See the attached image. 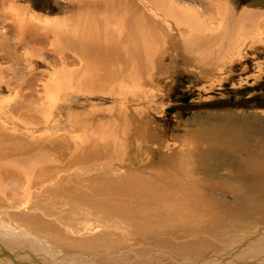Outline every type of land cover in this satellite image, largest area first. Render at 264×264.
Instances as JSON below:
<instances>
[{
    "label": "rangeland",
    "instance_id": "rangeland-1",
    "mask_svg": "<svg viewBox=\"0 0 264 264\" xmlns=\"http://www.w3.org/2000/svg\"><path fill=\"white\" fill-rule=\"evenodd\" d=\"M75 1L103 3L99 10L107 5H112L117 9L127 8V0H0V20H5L0 21V65H7V51L2 52V45L6 43L3 33L6 30L9 31L8 24H14L17 21L15 20L18 11L15 10L16 7L25 8L29 15H33L31 19L41 24V28L47 31L48 28L56 30L63 27H61L62 21L60 20L67 14L64 11L69 7V2ZM219 1L226 9L229 7L236 14L244 10L262 14L258 18L259 22L255 21L253 26L248 25L251 27L248 29L251 33L246 36L247 39L235 36L237 40L232 37L233 42L229 51L221 55L220 59L217 58L206 69L193 66L188 62L190 56L182 51L165 49L159 52L160 64L158 66L149 65L145 70L147 72L144 75L145 78H138L139 88L128 86V90L133 91L129 97L134 96V101L129 100V97H127L128 100L126 99L132 101L127 106L129 118H137L140 122L148 121L151 133L158 139H153L148 143L149 145L146 143V146L153 151H150L145 144L140 145V150H133L137 151L135 155L140 153L144 155V152H149L146 158L137 155L138 159L140 158L138 164L140 166L146 163L155 165V161L147 158L162 157L163 154L171 151H175L173 163H176L177 158L183 154V161L177 164L190 166L191 172L197 178L207 179L216 185L213 188L207 187L204 190L207 194L199 195L204 201L192 199L193 202H205L206 205L213 203L209 207L214 210L213 217L210 218L209 215L203 214L204 210L200 209L198 211L202 213L195 210L198 216L194 213L189 214V210H183L184 206H180V212L177 214H167L178 216L177 221H171L173 220L171 217L164 216L161 221L150 218L153 221L148 219L147 223H144L140 219L138 221L137 217L132 219L133 215L130 218L111 213L112 207H118L117 205L123 203L122 201L107 198L101 199L104 201L94 199L92 203L80 206L72 196H67L66 188L63 190L60 187L58 192H51L50 187L60 183L53 181L58 177L36 184L32 180L33 169L19 164H5L16 168L19 172L15 177L6 176V179L0 180V184L8 185L7 190L0 189V236L2 237H0V264H264V0ZM176 3L183 7L191 6L193 14L191 13V19L184 20L185 24L180 16L176 17L177 20L172 18L173 20L165 22L168 35L186 36L181 33L190 28L192 29L189 31H194L198 35H208L212 34V30H216L219 24L224 29L225 23L226 28L230 26L220 16L214 21L208 19L214 15L212 12H215L212 6H208L212 4V0L192 2L185 0ZM8 4L13 6L9 8ZM196 4L198 6H195ZM95 8L98 6H94L93 11ZM200 11L205 21L198 17L201 14ZM12 28L11 31L15 30L13 32L15 35L17 26L14 25ZM6 33L10 37V31ZM49 38L50 40L44 46L41 59L32 50L27 53L25 49L14 48V44L10 45L11 51L20 58L24 54L23 57L27 61L29 58V62L25 65L27 61L24 62V58L23 61L20 59L21 66H17L20 72H16L19 76L15 77L14 74L7 72L4 78L14 80L16 83L22 81L21 77L26 81L28 74L32 75L33 72H37L32 86L35 89L40 86L39 83L44 81L41 80L42 72L48 70V81L56 82L53 75H56L57 67H60L57 66L60 61L57 58L58 54L55 53L57 40L52 35H49ZM239 39H243L244 42ZM167 41L170 43L176 40L170 37ZM52 44L53 49L50 48ZM165 46L169 45L165 43ZM46 63L54 66L51 67ZM2 77L1 74L0 106L3 105L6 108L7 105H11L12 109L6 111L7 114L9 113L20 122L28 120L33 121L34 125L36 123L40 125V129L36 132L43 129L42 124L46 120L51 125L54 122L59 123L57 129L59 131L56 133L60 135L67 132L76 134L71 122H69L70 127L65 124L64 117L66 118L67 111L71 113V117L76 122L77 120L79 122L82 119L76 116V112L80 110L78 104H82L84 109L95 108L97 110H105L114 106V99L111 95L81 93L69 84L67 87H71L74 91L65 94L62 89L64 86L53 88L47 91L48 93H45L44 89L41 92L39 88L36 95L30 86L24 84H21V87H16L15 84L11 90H7L9 88L2 82V79L5 80ZM40 101L44 106L45 115L32 110L35 102L38 104ZM70 101L73 105H64ZM118 105L114 107L115 118L118 116L116 115L117 109H120ZM135 107L141 110H136ZM132 111H135L133 116ZM139 115H145V117L139 119ZM97 120H103L102 116H99ZM214 124L224 127L220 129L225 135L227 134L226 137L230 138V142L226 141L227 139L218 131V133L215 132L214 137L207 136L205 142L202 140L201 136H204V132L207 133L209 127ZM199 130L203 135H200ZM228 133L232 138L228 136ZM212 142L216 144L215 149L225 146H238V149L231 152L229 159L224 160V157L222 160L218 158L219 154H216V157L213 154L214 150L210 145ZM156 151L160 152L155 153ZM138 166L131 167L130 170L138 169ZM188 168L183 166L184 173L185 170L188 172ZM0 170H2L0 173L4 172L3 167ZM221 181L229 184L226 183V187L223 184V188H218L221 186L219 185ZM232 188L234 193L230 192ZM49 189L50 191L47 192ZM259 197L260 199H257ZM245 202H251L252 205L246 206ZM242 203L245 206H242ZM236 204L238 205L235 206ZM236 208L241 210L243 217L239 215L240 211ZM222 211L227 215L230 213V216L220 214ZM100 212L103 214H99ZM238 216L240 222L237 221ZM178 221L181 225L177 224Z\"/></svg>",
    "mask_w": 264,
    "mask_h": 264
},
{
    "label": "bare ground",
    "instance_id": "bare-ground-1",
    "mask_svg": "<svg viewBox=\"0 0 264 264\" xmlns=\"http://www.w3.org/2000/svg\"><path fill=\"white\" fill-rule=\"evenodd\" d=\"M177 1L182 2L185 0H139V2H137V0H127L126 9H117L112 7V5H107L103 6L102 10H99V7H101L103 3L88 1L69 2V7L66 8V10L64 9V12L67 14L60 20V22L62 21L61 27H63H60L61 29H59L55 26L57 31L54 28H48L47 31L42 29V25L34 22L31 19V16L33 15H29L25 8L22 6V8L16 7L15 10L18 11L16 12L17 14L15 15V20L17 21H15L14 24H8L10 37L12 38L7 36L8 34L6 32H9L8 30L3 33L4 41H6V43L4 42L5 44L1 45L2 52L5 53L7 51V65H0V76L2 74V78H4L5 73L8 72L9 74H14L15 77H18L19 75H16V72H20L17 68V66L21 64L20 59L23 61L24 58V62L27 61L25 57H23L24 54L20 58L18 57L19 55L11 51L10 45L14 44V48L25 49L27 53L32 50L36 56L41 59L45 48L44 46L47 44V41L50 40L49 35L56 37L57 42L55 46V53L58 54L57 58L59 59L60 64L57 63V66L60 67H57V72L55 71L56 75H53V77L55 76L56 78V82L48 81L49 72L48 70L43 71V78L41 77V80L44 81L39 83L40 86L35 87V89H33L32 86L37 72H33L32 75L28 74L29 76L26 81L23 77H21L20 79H22V81L16 83H14V80L8 78H4L5 80H3L1 78L6 87L9 88L7 90H11L15 84L16 87H21V84H24L28 87L30 86L31 90L33 89L36 95L39 88L41 92L44 89L46 93L53 88L56 89L57 87L64 86V88L61 87L64 94L76 90L86 94L99 93L102 95H111L114 99V106L111 107L109 105L110 108L108 109L97 110L95 108L84 109L82 108V104H78L80 110L76 112V116L78 119L80 118L82 120H79V122L77 120L76 122L71 117V113L69 111H67L66 118L64 117L65 124L69 127L72 124L76 134L67 132L60 135L56 133L59 131L57 130L59 127L58 122H54L51 125L49 121L45 120L42 124L43 129L36 132L40 129V125L37 123L34 125L33 121L24 120V122H20L19 120L14 119L9 113L7 114L8 110L12 109V106L7 105L5 108V106L3 107V105H1L0 168L3 167L4 172L0 173V180L6 179V176L15 177L16 173L19 172L16 168L9 167L5 164H19L26 166L29 169H33L34 172L32 171V180H34L36 184L58 177L57 180L53 181L60 183L57 186H53L52 188L50 187L51 192H58L60 187L63 188V190L66 188L68 191L67 196H72L73 200L80 206L92 203V200L94 199L101 200L103 198H107L122 201L123 203L117 205L118 207H112L111 213L117 214V216L122 215L123 217H130L133 215L132 219H136L135 217H137L138 221L140 219L144 223H147V220L150 218L155 221H161L164 216L171 217L173 219L171 221H177L178 216H169L167 214H177V212H180V206H184L183 210H189V214L194 213V215L198 216L197 213L200 212L198 209H200L202 211H206H203V214L205 213L209 215L210 218L213 217L212 213L214 210L209 208L213 203L206 205L205 202H193L192 199L204 201L202 196L199 195L207 194L204 190L207 189V187L213 188L216 185L207 179L197 178L191 172L190 166L177 164V162L183 161V154L177 158L176 163H173V155L175 151H171L168 154H163L162 157L153 156L147 158L155 161V165L146 163L144 166H140V164H138L140 162V158L138 159L137 155H140L141 153L135 155L137 151L133 150H140V145L145 144L146 146L153 139H158H156L153 136L154 134L151 133V127L147 124L148 121L140 122L137 118H129V114H127V106L132 101H127V97H129V94L131 92L133 93V91L128 90V86L139 88V79L143 77L145 78L144 75L147 74L145 70L149 65L158 66L160 64L161 55L159 52L165 51V49H175L178 50L177 52L182 51L190 56L192 62L190 61V58H188L189 63L199 69H206L208 66H211V63H213L217 58L221 57L223 54L225 55V53L229 51L230 46H232L231 43L233 42L231 40L232 37L234 39L235 36H238V38L240 37L244 39L246 36L250 35L249 33L251 32L248 30L249 27L251 25L253 26L255 21L259 22L258 18H260L262 14L247 10L236 14L233 13L229 7L226 9V7L221 4L219 0H212V4L208 6H212L215 12H212L214 15L208 19L210 21H214L220 16L227 21V25L230 24L229 27L226 28L225 23L224 29L223 26L219 24L221 29L219 27L216 28V30L214 29V31L211 29L212 34L208 35H198L194 31H189L192 29L190 28L189 30H185L181 33L186 36L177 37L172 35V37L171 34L168 35V33H166L167 26L164 25L165 22H168L170 19L173 20L172 18H179L180 16V19H183L184 23L186 21L185 19H191L192 13L190 8L191 6H180L176 3ZM188 1L192 2L196 0ZM225 4L227 5V3ZM183 5L185 6V4ZM8 6L10 8L13 5L8 4ZM94 6H98V8H95L93 11ZM195 6L198 5L196 4ZM163 8L165 10H163ZM201 12L202 11H200V13ZM197 13L199 14V12ZM198 17H201L202 20L204 16L201 13ZM208 19H206V21H208ZM0 21L5 20L2 19ZM219 21L222 22V20ZM14 25L17 26L15 35L13 33L15 30L11 31ZM248 25L250 26L248 27ZM175 30L176 29H174V31ZM170 37L176 41L169 43L167 39ZM235 39H237V37H235ZM165 43L169 46H165ZM50 48L53 49V44ZM28 62L29 58L25 65H28ZM46 64L51 67L54 66L50 63ZM62 67H64V69ZM67 84L72 85L74 90H72L71 87H67ZM132 95L133 94H131V96ZM133 97H129V100H133ZM41 103L42 101L38 102V104L35 102L34 106H32V110L36 113L39 111L40 115H43L44 106ZM3 104L6 105L5 102ZM65 104L73 105L71 101L64 103V105ZM117 104H119L118 107H120V109H117L116 115L118 116L115 118L113 112H115L114 107ZM135 108L136 110H141L140 108ZM68 109L71 110L72 108ZM133 113H135V111H132V116L134 115ZM99 116H102L103 120L98 121L97 119ZM142 117H145V115L138 116L139 119H142ZM84 118H86V120ZM134 120H136V122ZM69 122H71V124H69ZM209 128V131L211 132L206 130V133L203 131L204 136H201L204 142L207 136L210 138L211 136L214 137L215 132L217 131L221 132L223 137L227 139L226 141L230 142V138L226 137L227 134L225 135L223 130L220 129L224 127H218L217 124H214ZM200 135H203L201 131ZM228 136L230 137L231 135L229 134ZM194 140H196V137H194ZM210 145L211 149L214 150L213 154L215 157L216 154H219L220 157L218 158L222 160L224 157V160L229 159L230 157L228 158V156H230L231 152L238 149V146H225L215 149L216 144L213 142ZM153 146L155 145L153 144ZM146 147L148 148V146ZM172 148L174 147L172 146ZM148 149L153 151L151 148ZM158 152L160 151H156L155 153ZM148 154L149 152L146 151L144 152V155L140 156L146 158L148 157ZM136 165H139L138 169L134 168L133 170H130L131 167ZM183 166L189 167L188 172L185 170L184 173ZM247 173L248 172H246V175L249 177V174ZM221 182L219 184L221 186L218 188H223L222 186L224 185L226 187V183L228 182ZM7 186V184H0V189L7 190ZM71 188L72 193L70 192ZM50 189L47 192H49ZM233 191L234 189L230 190V192ZM80 194L84 196H78ZM257 199H260V197ZM248 200L251 199L248 198ZM247 203L246 206L250 204L252 205L251 202ZM243 204L244 203H242V206H245ZM237 205L238 204L235 206ZM239 211V215L242 216L240 209ZM242 211L244 213L243 209ZM247 211H250V209H247ZM99 214L103 213L100 212ZM220 214L227 215V213L223 211ZM229 214L227 216H230ZM235 215H237V213ZM237 218L239 219V216ZM237 221L240 222V219ZM179 222L180 221L176 223L180 224ZM172 224H174V222Z\"/></svg>",
    "mask_w": 264,
    "mask_h": 264
}]
</instances>
